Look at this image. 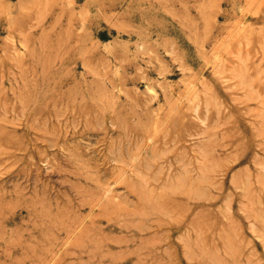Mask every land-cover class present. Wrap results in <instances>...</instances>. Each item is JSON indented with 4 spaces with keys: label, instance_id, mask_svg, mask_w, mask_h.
Returning <instances> with one entry per match:
<instances>
[{
    "label": "rangeland",
    "instance_id": "1",
    "mask_svg": "<svg viewBox=\"0 0 264 264\" xmlns=\"http://www.w3.org/2000/svg\"><path fill=\"white\" fill-rule=\"evenodd\" d=\"M0 264H264V0H0Z\"/></svg>",
    "mask_w": 264,
    "mask_h": 264
}]
</instances>
